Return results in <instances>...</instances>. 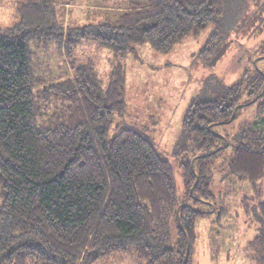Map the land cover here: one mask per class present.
Instances as JSON below:
<instances>
[{
  "label": "trees",
  "instance_id": "obj_1",
  "mask_svg": "<svg viewBox=\"0 0 264 264\" xmlns=\"http://www.w3.org/2000/svg\"><path fill=\"white\" fill-rule=\"evenodd\" d=\"M15 1L14 22L0 24V264H96L132 251L143 264H183L187 241L192 264L198 223L215 214L212 222L220 224L229 214L212 192V159L229 145L214 127L237 120L247 105L230 120L234 107L254 97L248 105H256L259 119L241 132L219 169L235 177L234 185L247 182L254 195L264 187V73L245 85L246 72L214 98L190 103L181 128L197 139L201 154L181 163L179 200L171 164L144 132L123 127L110 136L126 113L125 65L113 66L105 83L94 60L76 50L90 42L115 57L146 44L165 53L214 24L200 50L206 62L220 45L218 28L241 29L239 15L248 10L238 7V16L219 20V0H121L112 15L86 14L67 24L58 0ZM254 6L246 28L263 19L255 15L262 5ZM54 41L70 72L50 81L36 72L30 44ZM256 211L258 233L244 253L252 264H264V200Z\"/></svg>",
  "mask_w": 264,
  "mask_h": 264
},
{
  "label": "rangeland",
  "instance_id": "obj_2",
  "mask_svg": "<svg viewBox=\"0 0 264 264\" xmlns=\"http://www.w3.org/2000/svg\"><path fill=\"white\" fill-rule=\"evenodd\" d=\"M58 2L67 24L81 22L86 14L112 15L117 11L116 6L121 4V0H58ZM249 2L250 4L248 0L217 1L215 7L222 11L219 20L230 19L234 12L236 13L234 16H238V7H242L240 11L242 14L245 8L248 11L244 16L239 15L241 29L232 31L218 28L221 35L220 45L206 62L203 61L200 50L214 31V24L209 25L198 35L190 33L165 53L157 52L146 44L136 46L135 52L126 57H115L109 50H101L90 42L79 43L76 50L77 57L94 60L100 78L105 83L113 66L125 65L126 113L123 118L115 119L110 128V136L123 127L144 132L158 154L171 164L179 200L185 195L181 163L192 161L193 156L201 154L197 139L192 134L183 133L181 128L182 119L190 103L193 100L214 98L226 87L240 82L246 72L248 75L246 82L244 81L245 85L255 73H264V53L259 51L260 45L264 42V0ZM258 2L262 7H259L260 10L255 15L256 17L260 15L263 19L256 18L254 24H250L247 29L245 24L252 20L250 12L255 10L254 4ZM16 5L15 0H0L2 26L14 22ZM257 20H263V24H258ZM30 47L33 52L32 64L39 76L53 81L56 78H63L70 72L63 48L58 41L31 42ZM245 99L246 95L243 94L242 101ZM258 119L256 105L251 104L240 110V117L234 122L214 127L218 134L228 136L229 145L212 159L214 163L210 171L212 192L215 195V204L218 207L228 206L229 214L220 224L212 222L215 214L198 223L196 240L192 248V264H252L245 257L244 250L247 243L258 233L256 210L257 203L264 200V187L261 193L254 195L247 182L232 184L235 177L228 175L225 169L219 167L227 165L234 148L238 145L241 132ZM171 236L174 243L176 238L174 224ZM96 264L143 263L138 261L132 251L100 258Z\"/></svg>",
  "mask_w": 264,
  "mask_h": 264
},
{
  "label": "water",
  "instance_id": "obj_3",
  "mask_svg": "<svg viewBox=\"0 0 264 264\" xmlns=\"http://www.w3.org/2000/svg\"><path fill=\"white\" fill-rule=\"evenodd\" d=\"M257 97H254L250 102L246 103V104H239L237 106L234 107V110H233V115L231 117L230 120H232V118L234 117V114H235V111L237 110V108L241 107L242 105H248L249 103H252L256 100ZM227 145V142L225 144V146ZM185 205H188L187 203H183V204H180L179 207L177 208V218H178V210L181 206H185ZM178 225L180 226V223H179V220H178ZM189 251H190V246H189V243L187 241V248H186V254H185V259H184V262L183 264H187V261H188V257H189Z\"/></svg>",
  "mask_w": 264,
  "mask_h": 264
}]
</instances>
